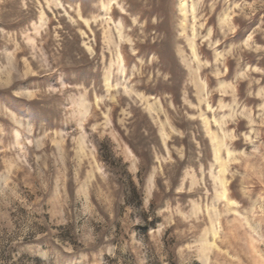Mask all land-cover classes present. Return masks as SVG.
<instances>
[{
    "label": "rangeland",
    "instance_id": "1",
    "mask_svg": "<svg viewBox=\"0 0 264 264\" xmlns=\"http://www.w3.org/2000/svg\"><path fill=\"white\" fill-rule=\"evenodd\" d=\"M0 264H264V0H0Z\"/></svg>",
    "mask_w": 264,
    "mask_h": 264
},
{
    "label": "trees",
    "instance_id": "2",
    "mask_svg": "<svg viewBox=\"0 0 264 264\" xmlns=\"http://www.w3.org/2000/svg\"><path fill=\"white\" fill-rule=\"evenodd\" d=\"M109 157L112 158L113 155H112L110 149H107V150H106V157L104 156V160L107 161V158H109ZM142 157H143V156H142ZM144 157H145V156H144Z\"/></svg>",
    "mask_w": 264,
    "mask_h": 264
}]
</instances>
